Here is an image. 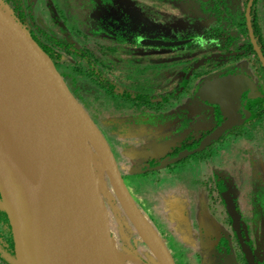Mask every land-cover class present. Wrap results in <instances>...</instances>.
Returning <instances> with one entry per match:
<instances>
[{"label":"flooded vegetation","instance_id":"1","mask_svg":"<svg viewBox=\"0 0 264 264\" xmlns=\"http://www.w3.org/2000/svg\"><path fill=\"white\" fill-rule=\"evenodd\" d=\"M5 1L28 28L33 38L38 40L41 38L48 45L54 43L53 36L50 35L53 30L50 27H47L48 30L44 27L40 28L36 24V17L42 16L45 11L43 19L52 22V15L55 13L57 16L58 3L45 2L43 10H40V4L36 5V1ZM96 1L81 0L79 2L83 7L89 8L86 9V17L81 18L76 15L75 24L68 31L78 29V33L67 32L68 40L72 35L75 41L69 43L61 40V36L56 37L60 41V46L54 51L49 49L47 53L56 66L65 68L74 66L73 72L86 67L87 74L85 72L83 74L86 79H78L79 82L81 81L82 90L86 93V95L83 94V98L90 97L97 102H101L100 99L105 100L104 103L107 102L110 107L109 113L106 114L113 116L111 121L113 128L119 125L114 122L117 115L121 114L123 107L127 106L128 112L125 113L127 115L132 116L134 113L142 116V108L147 106L145 113L152 114L154 121L150 122L148 129L143 132L144 136L137 135L143 139L141 148L147 152L156 146L157 137L164 128L161 125L156 129L157 123L163 122L165 125L167 122L171 127L175 119L171 117L174 115H170V120L166 115L179 103L180 92H186L189 89V94L211 108L201 131L193 128L197 115L193 116L188 111L181 120L182 125L191 127L188 139H170L169 136L163 135L162 139L168 143L166 151L149 156L142 163L139 160L129 161L124 171L125 183L127 179L138 175L137 173L126 175L132 164H137L140 175L145 176L146 172L140 171V167L149 165L148 162L157 167L155 172L165 167L170 169L175 167L178 171L189 167V164L181 166V163L199 156L197 163L203 168L208 167L206 173L201 172L203 173V179L201 177L200 180L203 183L201 190L211 197L213 209L222 213L220 212L219 216L213 212V209L208 211L216 217L218 228L213 233L208 250L204 249L205 254L201 256L202 253L198 252L200 244L196 254L195 251L192 253L188 251L181 254V257L178 255V262L182 261L181 264H264V222L260 223L261 214H264V186L258 182H252V189L240 193L235 188L230 189L225 184L226 181L220 179L221 175L216 177L215 174L219 171L216 162L222 158V153L226 152V142L228 145L230 142V146L240 151L242 156L247 151L252 152L255 162L264 167V14L260 11L264 0H254V2L252 0L156 1L170 4L174 12H181L187 16L185 20L178 21L179 29L174 28V30L145 18L142 10L143 1L155 0H108L109 8L107 9L105 3L102 6ZM213 20L216 26L217 24L219 26L209 28ZM184 21L191 25V29L184 26ZM95 25H99L102 31H96ZM86 26L88 29L85 28ZM224 26L228 28L225 29ZM60 27L63 26L60 24ZM201 29H208L203 39H201L202 34L196 37L178 35L179 30L188 32L200 30V33ZM112 39H115L116 43H110ZM158 41L163 45L153 46V42ZM147 43L149 45H146ZM179 47L186 48L182 57L190 61L189 69L184 76L178 75L180 84L174 82L177 80V75L171 74V67H166L163 73H168V76L165 78L161 76L160 81L152 83L149 89L143 90L142 93L139 91L134 94L124 86L119 87L120 83L130 79V74H136L134 77L139 80L137 83L139 87L146 82L144 78L147 75L156 73L152 59L158 58L155 63L173 61L174 57H170L169 52ZM206 66L207 68L203 69ZM146 67L148 70H144ZM200 68L202 70H199ZM157 76L159 77V74ZM227 79H232L233 83L230 84V80L227 83L222 82ZM233 86L237 89L236 94L230 92ZM211 87L214 88L213 91ZM76 93L81 95L78 89ZM112 96L116 98L113 99ZM79 97L82 99L81 96ZM113 100L119 102V106H115ZM218 101L226 103L227 112ZM83 102L87 104L86 100ZM90 113L94 120L100 117L96 112ZM101 122L100 126L106 128ZM176 123L178 121L173 122V124ZM212 181L213 187L215 186L213 188L215 197L211 192ZM234 210L240 217L238 226L233 220ZM256 224L260 228L256 227ZM257 231L263 237L260 246L256 242ZM194 232L202 235L197 242L201 243V240L206 238L205 229L201 227L199 221L194 227ZM2 247L3 254L15 253L14 236L8 215L0 209V248ZM172 250L174 253L173 248ZM2 253L0 252L1 258ZM174 261L177 264L175 259Z\"/></svg>","mask_w":264,"mask_h":264},{"label":"water","instance_id":"2","mask_svg":"<svg viewBox=\"0 0 264 264\" xmlns=\"http://www.w3.org/2000/svg\"><path fill=\"white\" fill-rule=\"evenodd\" d=\"M162 45L153 42V46ZM0 70L22 98L33 127L31 164L15 181L11 178L14 162L4 150L11 148L0 144V209L12 228L15 264H56L70 252L77 256L83 246L87 264H112V246H117L108 207L115 216L116 212L123 215L124 221L117 216L118 223H129L155 259L149 260L152 264H176L159 232L132 199L97 122L3 0ZM228 80L233 83L232 79L222 82ZM230 92L236 94V87ZM218 102L227 109L224 101ZM232 216L238 226L235 210Z\"/></svg>","mask_w":264,"mask_h":264},{"label":"rangeland","instance_id":"3","mask_svg":"<svg viewBox=\"0 0 264 264\" xmlns=\"http://www.w3.org/2000/svg\"><path fill=\"white\" fill-rule=\"evenodd\" d=\"M3 1L6 3L5 0ZM31 1H36V5L40 4V10H43V3L45 2H54L55 4L58 3V7L56 10L57 16L54 12L51 11L52 13H54V15H52V22H48L43 19V15H45L44 11L42 16L36 17V24L42 29L43 27L44 29L50 27L53 30L54 34L57 35V37H62L61 40L67 41L69 43L75 41V37H72V35H70L71 38L68 40L67 32L70 31L72 25L75 24L74 18L76 17V15L81 16V18L86 17V9H88L89 7H83L82 5H80L79 2L81 0ZM156 1L159 0L149 2L143 1L142 6L144 8H142V10L144 11L143 14L145 18L153 23H160V26H166L167 29H177L178 21L185 20L187 16L181 14V12H174V10L171 9L170 4H165L164 2L157 3ZM96 2L102 6L105 3V8H109L108 0H97ZM263 4L264 2L262 3V7L260 9L262 14H264ZM60 24L63 27H60ZM184 26L188 29H191V25L187 21H184ZM213 26H216L214 20L213 24H211L209 28ZM218 26L219 24H217L216 27ZM85 28L88 29L87 26ZM95 28V30L98 32L102 31L99 25H95ZM224 28L226 29L228 27L224 26ZM208 29H201L200 33V30H195L193 32H188L187 30H179L178 35L196 37L199 36L198 34H202L201 39H203V36H205V32ZM78 31V29H74L73 31L68 33L74 34L78 33ZM84 34L87 35L85 32ZM110 43H116L115 39H112ZM185 50L186 48L182 49V47H179L177 49H174V51L169 52L170 57H174V60H171L170 62L155 63L156 59L158 58L152 59V63L156 67L154 70L156 73L153 72L147 75V77L144 78L146 82L139 85V87L137 84L139 80H136V77H134L136 74H130V79L126 80L124 83H120L119 87L122 88L124 86L125 89H128L134 94L139 93V91H141L142 93L143 90H148L152 83L160 81L161 76H163L164 78L165 76H168V73H163V69L166 67H171L172 73L171 71L170 73L173 74V76L177 75V80L174 82L178 84V75H181L183 77L184 73L189 69L190 61H187L182 57ZM56 68L61 74H65H62V76L84 107H86L90 112H93V114H95L96 112L97 116H100L99 118L104 121L106 118H109L110 114L106 113H109L110 107L109 104L107 105V102L104 103L105 100L100 99L101 102H97L90 97H86L85 99L83 98V94L86 95V93L82 90L83 87L80 84L81 81L79 82V80L86 79V77L83 75L84 72L85 74H87L85 70L86 67L79 70L76 69L74 72L72 71L74 69V66L67 67L68 69L63 66H56ZM205 68H207V66L203 69ZM144 70H148V67L144 68ZM199 70H202V68H200ZM157 74H159V77L157 76L158 78L156 77ZM87 77H89V75H87ZM76 89L81 91V95H77ZM188 91L190 90L188 89ZM188 91L180 92V94L178 95L179 103L176 107L170 110L171 112L167 113L166 115L167 117L169 116L168 120H170L171 118H175L173 122L178 121V123L173 124L172 122L171 127L166 122L168 120L164 121L166 122L165 125H163V122L157 123L156 129L161 125L164 128L161 129V132L157 137L158 143L156 144V146L152 147L147 152L141 148L143 139L137 136L138 134L144 136L145 134L143 132L148 129V127L150 126V122L154 121V117L152 116V114L145 113L148 109L147 106H144L142 108V116L136 115L134 113L132 116H130L125 114L128 112V108L124 105L125 107L122 108V111L120 112L121 114L117 115V119L114 122L116 125L119 124L115 128H113L111 125H106V123L103 124V122H101L99 119L95 120L100 130L105 136H107L106 138H108V142L112 148L113 153L116 156L123 178L125 177L124 171L125 168L128 167L127 163L129 161L134 162L136 160H139V162L142 163L149 156L152 157L153 155H159L163 151H166V149L168 148V143H166L162 139L163 135L169 136L170 139H188L190 137L188 135L191 134L189 132V129L191 127H185L181 123L182 116L184 114H187L188 111L193 116H195L194 114L197 115L193 128H195L197 131H201L203 129L205 118L210 114L211 108L202 103L201 100L195 98L192 94H189ZM176 94L178 93L176 92ZM79 96H81L83 100ZM112 98L115 99L116 97L112 96ZM117 98L120 99L119 96H117ZM84 100L87 101L86 105L88 107L84 104ZM119 104V102L114 101L115 106H119ZM124 110L125 112H123ZM170 115L174 116L170 118ZM111 119H113V117ZM99 121L101 122V124L105 125L106 128L102 125L100 126ZM230 144V142L229 145L228 142L225 143L226 152H223L222 158L217 160L216 162V167L219 170V173H215L216 177H220L221 175L220 179L226 181L225 184L228 185L230 189L235 188L236 191L240 193L252 189V182H258L260 185L264 186V167L255 162L253 153L247 151L245 152L244 156H242L241 152L236 150V148L231 147ZM14 154L12 153L11 157L15 159L17 156H14ZM197 158H199V156L194 158L192 157L186 160L185 163L180 164L181 166L189 164V167L186 170L183 168L177 171L175 167L173 169L165 167L160 169L159 172H155L157 171V167L151 165V163L148 162L149 165L140 167V171L146 172L145 176L140 175L137 164H132L126 174L130 175L137 173L139 175H136V177L130 178L129 180L127 179L126 186L138 208L145 214L150 223L159 232L161 238L167 244L168 248L170 247L169 250L176 260L177 264L182 263V261L178 262V255L179 257H181V254H185L188 251H190L189 253L195 251L196 254V250L199 248L200 244L201 246L198 252L200 254L202 253L201 256L203 255V253L205 254L204 249L207 248L208 250V247L212 243L213 233L218 228L216 217L208 212L212 211L214 207L211 201V197L201 190L203 186V183L200 182L201 177L203 179V173L201 172L203 171L204 173H206L205 171L208 167L203 168L202 165L200 166L197 163ZM153 160L155 161L154 158ZM155 163H157V161ZM96 171L99 173L97 169ZM213 184L214 183L212 181L211 192L212 196L215 197V194L213 193V188L215 186L213 187ZM103 202V204L105 205L104 199ZM218 202L219 200H217V203ZM111 203H113V201ZM218 204L220 205V203ZM213 212H215L219 216L222 213L221 211V213L217 211V209L215 208L213 209ZM108 214L109 220H111V235L116 243L117 248L123 252L137 254V256L139 255L143 258V261L146 264H152L149 260L155 261V259L151 256V253L145 247H143V244L140 243V241L138 240V236L134 235V231L131 229L129 223L126 222V226L124 224L118 223L117 216L120 218L122 217V220L124 221L123 215H119L118 212H116L115 216L111 207H108ZM261 215L262 217L260 218V223L262 222L263 224L264 214ZM218 219H220V217ZM255 220L258 219L255 218ZM197 221H199L201 227L205 229L206 234V238L202 239L201 243L197 242V240L201 239L202 235L200 233L195 234L194 232V227H196ZM256 227L260 228L257 224ZM256 234L258 238L256 239V242L257 245L260 246V244L263 242L264 234L263 237L260 233H258V231ZM172 248L174 249V253ZM2 250H4L3 247L0 248L1 253L3 252ZM15 254L16 253H4L2 258L0 257V264H15Z\"/></svg>","mask_w":264,"mask_h":264},{"label":"bare ground","instance_id":"4","mask_svg":"<svg viewBox=\"0 0 264 264\" xmlns=\"http://www.w3.org/2000/svg\"><path fill=\"white\" fill-rule=\"evenodd\" d=\"M32 131V123L22 98L0 70V144L11 148V150L3 149L7 151L4 152L9 154L15 165L12 181L16 180L18 174L25 173L28 165L31 164L29 154L32 151ZM12 147H17L15 154ZM12 153L17 156L15 159L11 157ZM56 264H87L84 246L79 247L77 256L70 252L59 257ZM112 264H144V262L139 257L123 253L112 246Z\"/></svg>","mask_w":264,"mask_h":264},{"label":"trees","instance_id":"5","mask_svg":"<svg viewBox=\"0 0 264 264\" xmlns=\"http://www.w3.org/2000/svg\"><path fill=\"white\" fill-rule=\"evenodd\" d=\"M14 11V10H13ZM15 13V12H14ZM16 15V14H15ZM17 17V16H16ZM18 18V17H17ZM19 19V18H18ZM19 21L22 23V21L19 19ZM23 24V23H22ZM23 26H25L24 24H23ZM26 27V26H25ZM26 29L28 30V28L26 27ZM29 31V30H28ZM30 32V31H29ZM53 33V34H52ZM31 34V33H30ZM50 35H52V36H54V38L52 37V40H53V42L54 43H51L52 45H48V44H45V42L40 38L39 40L38 39H35V38H33V36H32V38H33V40L38 44V46L45 52V53H47V51L49 50V49H51L52 51H54V50H57V48L60 46V41H59V39H56V37H57V35L56 34H54V32L52 31L51 33H50ZM58 40V41H57ZM54 46H56V48L54 47ZM48 54V53H47ZM49 55V54H48ZM51 58V57H50ZM52 59V58H51ZM113 116L112 115H110L109 116V118H106L105 119V121L104 120H102L101 118H95L96 120L97 119H99L100 121H102L103 122V124H105L106 123V125H111V121H112V118Z\"/></svg>","mask_w":264,"mask_h":264}]
</instances>
